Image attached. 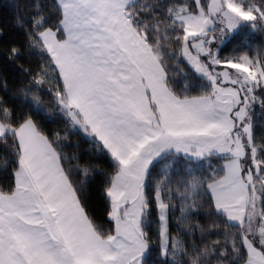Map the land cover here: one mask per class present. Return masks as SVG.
<instances>
[{"label": "snow or ice", "instance_id": "6c2138e0", "mask_svg": "<svg viewBox=\"0 0 264 264\" xmlns=\"http://www.w3.org/2000/svg\"><path fill=\"white\" fill-rule=\"evenodd\" d=\"M0 264H264V0H11Z\"/></svg>", "mask_w": 264, "mask_h": 264}, {"label": "trees", "instance_id": "16d2710c", "mask_svg": "<svg viewBox=\"0 0 264 264\" xmlns=\"http://www.w3.org/2000/svg\"><path fill=\"white\" fill-rule=\"evenodd\" d=\"M11 3V0H0V26L6 24L10 13L7 10V5Z\"/></svg>", "mask_w": 264, "mask_h": 264}]
</instances>
